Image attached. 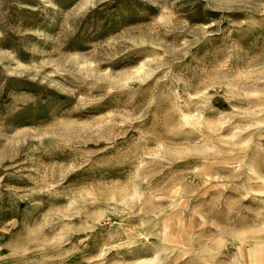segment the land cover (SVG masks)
<instances>
[{"label":"rangeland","instance_id":"obj_1","mask_svg":"<svg viewBox=\"0 0 264 264\" xmlns=\"http://www.w3.org/2000/svg\"><path fill=\"white\" fill-rule=\"evenodd\" d=\"M0 264H264V0H0Z\"/></svg>","mask_w":264,"mask_h":264}]
</instances>
